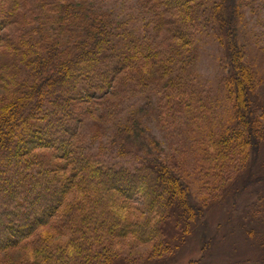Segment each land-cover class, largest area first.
<instances>
[{
	"label": "trees",
	"instance_id": "obj_1",
	"mask_svg": "<svg viewBox=\"0 0 264 264\" xmlns=\"http://www.w3.org/2000/svg\"><path fill=\"white\" fill-rule=\"evenodd\" d=\"M132 1L0 0V254L20 250L29 264H134L124 243L159 259L196 242L208 206L180 165L154 155L138 117L153 97L159 122L191 141L207 192L240 185L223 198L231 213L216 231L242 203V235L256 234L245 250H264V166L254 167L264 106L239 43L245 0H138L136 17ZM215 31L226 72L212 88L194 68ZM137 98L145 103L121 121ZM107 154L138 164L108 165ZM209 229L207 252L218 238Z\"/></svg>",
	"mask_w": 264,
	"mask_h": 264
},
{
	"label": "rangeland",
	"instance_id": "obj_2",
	"mask_svg": "<svg viewBox=\"0 0 264 264\" xmlns=\"http://www.w3.org/2000/svg\"><path fill=\"white\" fill-rule=\"evenodd\" d=\"M137 1L138 0H133V4L127 3L128 6L132 5V7L135 8V17L138 15ZM127 4L125 5L126 8ZM244 5L246 6L241 11V14L238 15L239 19L236 20L239 30V43L242 48L244 64L251 68L256 75V79L259 81L254 95L255 100H257L260 105L264 106V0H245ZM215 26L217 27V24H215ZM209 28H211V26H209ZM214 33L215 34L208 40L200 44V49L197 54L198 58L194 68L197 77L200 80L207 81L212 88L217 87L219 79L221 76H224L226 72V67L223 62H221L224 56L223 48L217 45L216 34H218V32L215 31ZM155 98L156 97H153L152 99L153 107L138 116L147 129V136L153 138V141L158 145L157 148H153V153L157 155V152L161 151L162 153L159 155L161 158L165 157L168 159L169 163L178 164L182 167L184 174H186L185 182L190 186L196 197L202 200V202H205L208 206L206 207L204 217V219L207 218L206 223L208 224H206L205 228L198 230L196 242L182 245L179 250H183V252L178 258L172 256L149 259L147 255L150 252V248L144 245L133 250L132 248H126V244L124 243L122 249H125L124 251H131V254H135L133 257L131 256V259L135 262H132L134 264H190L191 262H196L197 264H233L234 262L264 264L263 249L261 250L259 247L253 248L251 246L249 250H245L249 243H254L253 238L256 234H253L250 238L251 241H248L247 238L242 235L240 221L238 219L241 218L243 221H246L249 212L248 210L244 212L242 203L238 202V209L235 213H232L231 219L228 221L224 219L221 223L223 226L216 231L220 216L224 215V213L226 215L231 213L230 209L223 201V198L225 196L229 197L231 191L234 189H240V185L237 184V181L233 180L226 183L223 187L226 188V191L220 189L216 196L207 192L206 179L199 173V165L197 166L194 162V151L192 150L191 153V141H189L186 134L183 133L184 129L182 127H176L169 122L167 124L168 126H165L159 122L160 116L157 111H154ZM143 101V98H137L130 104L126 103L124 105L126 112L120 117L121 121L130 111H134L141 107L145 103V101ZM226 108L227 106L222 103V105L220 104L219 108L216 109L223 120L227 119L224 112ZM259 119L264 121V116L260 114ZM113 125L114 124L106 125L104 130L109 129L110 131ZM254 130H256L259 135L262 133L264 134L260 126H255ZM108 135L109 133L106 134L107 137ZM104 136L100 139L106 143L109 140ZM108 156H110V154H107L108 165L134 168L138 164V160L130 157L118 159L114 154L111 157ZM261 164L264 166V144L261 149L259 160L254 167H261ZM249 168H251L250 165L249 167H244L243 171L245 172ZM252 190H256V187L252 186ZM248 191H243V197H248L251 201H256V199H258L256 192L249 194ZM206 227L210 228L209 230L212 234L217 233L218 237L213 240L214 242L212 243L210 252H207L204 246L207 237L210 236ZM257 260L258 262H255ZM0 264L29 263L23 259V253L20 250H11L7 253L0 254Z\"/></svg>",
	"mask_w": 264,
	"mask_h": 264
}]
</instances>
